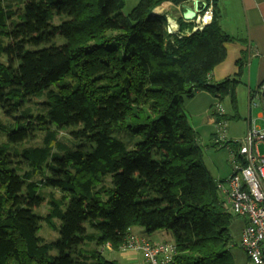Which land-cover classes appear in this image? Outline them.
<instances>
[{"label":"trees","instance_id":"trees-1","mask_svg":"<svg viewBox=\"0 0 264 264\" xmlns=\"http://www.w3.org/2000/svg\"><path fill=\"white\" fill-rule=\"evenodd\" d=\"M8 1L0 0V112L11 120H0V264H118L100 248L120 250L136 227L172 235L168 264H235L232 216L182 108L201 91L234 101L235 80L209 83L231 42L216 13L202 32L179 37L151 12L188 0H140L128 14L125 0ZM117 129L140 141L128 148ZM38 134L42 144L31 145ZM41 222L56 241L38 235Z\"/></svg>","mask_w":264,"mask_h":264},{"label":"crops","instance_id":"crops-1","mask_svg":"<svg viewBox=\"0 0 264 264\" xmlns=\"http://www.w3.org/2000/svg\"><path fill=\"white\" fill-rule=\"evenodd\" d=\"M187 7L188 4L181 7L182 13L186 12ZM168 12L174 13L175 10ZM215 13L222 31L231 38V42L225 44V60L213 69L209 83L215 85L227 78L235 80L236 83L228 89L234 91V101L229 95L220 97L219 94L201 91L185 99L182 108L197 136L198 145L209 144L213 148L225 149L230 158L231 170L232 155L236 154L237 144L244 138L249 127L264 130L261 105V88L264 83V0H222L216 4ZM217 108L221 109L220 113ZM221 122L226 124V139L217 144V124ZM229 175L230 172L226 177L212 179L217 183ZM158 233L159 231L146 236L143 230L130 229V235L163 242L153 238ZM100 251L105 259L118 264H144V257L132 250L100 248Z\"/></svg>","mask_w":264,"mask_h":264},{"label":"built area","instance_id":"built-area-1","mask_svg":"<svg viewBox=\"0 0 264 264\" xmlns=\"http://www.w3.org/2000/svg\"><path fill=\"white\" fill-rule=\"evenodd\" d=\"M219 1L222 0H188L179 5L168 2L174 8V13L166 15L168 11L164 9L165 6H159L151 12V17H163L162 25L170 35L190 36L202 32L212 23ZM187 4L186 12L182 13L181 7ZM188 12L194 15L191 20L184 18ZM179 19L189 29L181 31ZM261 90L264 116V83ZM217 112L220 113L221 109L217 108ZM225 125V122L217 124V144L226 139ZM260 143L264 144V130L250 126L244 138L238 142L236 154L232 155L230 176L216 183L224 212L244 220L239 247L245 256V264H264V154L258 151ZM106 248L110 249V246ZM121 250H132L143 255L144 264H168L175 255L173 243L149 241L137 235H129Z\"/></svg>","mask_w":264,"mask_h":264},{"label":"rangeland","instance_id":"rangeland-1","mask_svg":"<svg viewBox=\"0 0 264 264\" xmlns=\"http://www.w3.org/2000/svg\"><path fill=\"white\" fill-rule=\"evenodd\" d=\"M139 1L140 0H125V8L123 9V13L128 14L138 4ZM7 3H10L13 6V8H17L21 5V0H9ZM160 6H165L164 9H166V12L167 11L172 12V10L174 12V8L170 4H168V2H165V3L161 4ZM159 9H161V7ZM44 100H45V97H40L38 99H34L33 103L31 105H28V107L32 110L33 114H37V112H38L36 104L41 103ZM0 120L2 121V123L5 126H8L10 124V121H11L9 119H6L2 112H0ZM42 137H43L42 134H38L37 140L35 142H33L31 145H33V146L41 145L42 144ZM114 137H116L117 139L124 142L128 148H132L137 142L140 141V138L138 136L131 135V134H129L126 131L121 130V129L115 130ZM57 139L61 143L67 145L68 147H70L72 145V142L70 141V138L68 136L67 131L59 132ZM2 141H4V138H1L0 142H2ZM257 147H258L259 153L261 155H263L264 154V144L260 143V144H258ZM200 148L202 151L205 168L208 170V173L211 176V178L215 179V178L220 177V176L226 177L229 174V172L231 174L230 162H229L230 158L228 156V152L225 149L220 148V147L213 148L209 144H207V146H205V145L200 146ZM24 169H26V168H24ZM44 173L46 174L47 171L44 170ZM225 179H227V178H225ZM225 179H223V180H225ZM108 181H109V178H107V180H106V186H108ZM43 192L45 194H48L50 192V190L44 189ZM54 193H55L56 197L59 198L60 193H58V191H55ZM47 210H48V207L46 205H43V207H41L39 210H37V214H39L40 216H45L47 214ZM230 215L232 216V220L229 223V225L227 226V228L230 232V235L232 237V240H233V247L230 250V253L234 259L235 264H245V261H246L245 256L239 247L240 233H241V230L243 227L244 220L241 217H236L232 214H230ZM136 230H142V229L139 227H136ZM144 234L146 236L152 235V234H147L145 232H144ZM158 234H159L158 236L153 237V238L161 239V241H163V242L173 243L172 235L169 232L159 231ZM38 235L40 237H42L47 242H54L58 239V233L54 232L44 222H41V228L38 232ZM105 256H106V254H105ZM140 256L143 257L142 255H140ZM124 264H126V263H124Z\"/></svg>","mask_w":264,"mask_h":264},{"label":"water","instance_id":"water-1","mask_svg":"<svg viewBox=\"0 0 264 264\" xmlns=\"http://www.w3.org/2000/svg\"><path fill=\"white\" fill-rule=\"evenodd\" d=\"M193 13L192 12H188V13H186V15L184 16V18L186 19V20H191L192 18H193Z\"/></svg>","mask_w":264,"mask_h":264},{"label":"bare ground","instance_id":"bare-ground-1","mask_svg":"<svg viewBox=\"0 0 264 264\" xmlns=\"http://www.w3.org/2000/svg\"><path fill=\"white\" fill-rule=\"evenodd\" d=\"M158 11H160V10H158Z\"/></svg>","mask_w":264,"mask_h":264}]
</instances>
